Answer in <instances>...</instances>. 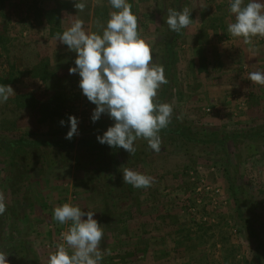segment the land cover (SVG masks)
<instances>
[{"label":"rangeland","instance_id":"374dc122","mask_svg":"<svg viewBox=\"0 0 264 264\" xmlns=\"http://www.w3.org/2000/svg\"><path fill=\"white\" fill-rule=\"evenodd\" d=\"M78 2L0 0V73L10 72L9 82L1 83L14 89L0 103V138L75 144L70 151L20 150L13 159L0 148V194L6 204L0 250L8 252L9 264H48L49 253L61 243L60 230L71 224L53 217L54 208L65 202L95 212L104 232L101 264L112 256L113 264H264V146L253 155L240 139L229 141L224 151L161 136L159 152L138 141L137 154H114L106 179L108 162L101 153L76 147L113 123L106 113L90 119L95 105L82 94L79 75L68 71L76 53L56 39L76 19L86 30L102 31L113 9L109 0H85L80 11ZM129 2L139 34L164 74L166 44L173 41L168 83L157 92L159 102L173 106L169 126L210 137L264 127V85L248 79L250 72L264 71V37L246 44L228 33L234 20L229 0ZM185 7L192 23L179 33L169 30L166 10ZM69 115L78 118V134L66 139ZM126 168L152 176L153 182L147 188L128 184L125 198L115 199L125 202L112 209L107 200L119 190L106 184L117 173L123 179ZM121 215L125 222L116 221ZM256 238L261 247L255 254ZM120 247L145 254L121 256L115 252Z\"/></svg>","mask_w":264,"mask_h":264},{"label":"clouds","instance_id":"9594fccd","mask_svg":"<svg viewBox=\"0 0 264 264\" xmlns=\"http://www.w3.org/2000/svg\"><path fill=\"white\" fill-rule=\"evenodd\" d=\"M109 3L113 10L102 31L86 30L84 21L76 19L56 39L76 53L75 66L68 71L79 75L82 94L95 105L90 119L95 122L106 113L113 121L96 137L97 141L134 154V141L143 138L151 150L159 152L160 130L169 125L173 115L172 104L157 99L161 85L168 83L164 67L154 62L150 44L139 34L138 18L129 0H109ZM75 7L83 11L85 0L75 3ZM166 11L165 23L173 32L179 33L192 23L187 7ZM229 11L234 15L233 22L227 25L232 36L243 38L246 44H251L253 37H264V0H229ZM248 79L264 85V71L250 72ZM13 94L10 85L0 84V103ZM64 123L60 121L61 125ZM67 124L65 138L71 139L78 134V118L69 115ZM122 177L124 183L135 188L150 187L154 179L127 168ZM5 211L4 196L0 194V215ZM94 215V211H82L72 202L54 208L56 221L71 224L61 233L63 242L49 253L48 264H101L104 232ZM7 256V251L0 250V264H9Z\"/></svg>","mask_w":264,"mask_h":264},{"label":"trees","instance_id":"16d2710c","mask_svg":"<svg viewBox=\"0 0 264 264\" xmlns=\"http://www.w3.org/2000/svg\"><path fill=\"white\" fill-rule=\"evenodd\" d=\"M172 45H173V41H168L166 44V52H167V65H166V70H165V76L167 79H169V74L171 72V67H172V61H173V53H172ZM8 74H6L4 72V75H8V76H4L0 73V84H2L1 82H9L8 78L10 76V72H7ZM167 84H165L166 86ZM160 136H162L163 138L166 137V139H168V137H171V140H179L181 142H183L184 144H190L193 146H212V145H218L220 146L224 151L227 149L226 148V144L229 141H236V140H241V141H245L246 144V149L248 151V154H256L258 153L260 150L259 148L264 146V127L262 128H255L253 130H249V131H244V132H234L228 135H221L220 137H216V136H207L205 134H200V133H193L191 132L187 127L185 126H172V125H168L166 128L161 129L160 130ZM138 141H142L144 144L147 143V141L143 138H138L136 141H134L135 145L137 144ZM74 142L71 140L68 141H64V140H44V139H29L26 137H17L11 140H5V139H1L0 138V148H2V150L6 153V155L10 158L13 159L15 157V154L17 151L23 150L26 153L28 152V150L34 149V148H50L53 150H72L74 148ZM76 147L78 149L84 150L86 152H90V151H97L98 153H101V157H102V161L103 162H108V164H103L104 167L103 169H107L109 167V161H111V157L114 154H120V153H124V149L120 148V147H109L107 144H101L97 141L96 137H91V138H86V139H81L79 140V142L76 144ZM149 150V149H148ZM150 153V152H149ZM154 153V152H153ZM134 154H137L136 152ZM134 154H130V156H133ZM127 161H131L132 162V158H128ZM133 161H136V159H133ZM102 168L100 169V172H102L103 170ZM105 169V170H106ZM227 166L224 168L225 175L227 173ZM106 174H105V179L108 176V178L110 177V172H108L109 170H106ZM118 174V173H117ZM115 175L114 177H112L110 180H108L107 182V186L109 185V187L114 191V190H119V192L116 194L117 196L115 197V195H111L110 196V200H107L108 202H110L112 204V209L116 208V210H119L118 207V201L121 202V205H123V203L125 202V200H115L117 197L118 198H125L124 196V191H127V183H124L123 179L120 178L119 175ZM107 178V179H108ZM105 204V202H104ZM120 205V206H121ZM110 209V210H112ZM107 210L106 211H110ZM104 211V210H103ZM126 215V214H125ZM121 215V217L118 216V218H116L117 222H125L126 216ZM239 215V214H238ZM254 237H256V235L254 234ZM131 243H135L134 240L129 239ZM122 246V245H121ZM261 247V244L257 241L256 238V246H255V254L259 253V248ZM121 249V250H120ZM117 254H122L121 256L124 255H138L140 257H142L145 254V249L144 250H140V251H132L130 252V249H128L126 247L125 248H118L115 251ZM116 254V255H117ZM256 258L258 257V255L255 256ZM113 256L111 259H109V264H113ZM118 261V259H117ZM124 263L127 264L126 260H124Z\"/></svg>","mask_w":264,"mask_h":264},{"label":"built area","instance_id":"2783aa9c","mask_svg":"<svg viewBox=\"0 0 264 264\" xmlns=\"http://www.w3.org/2000/svg\"><path fill=\"white\" fill-rule=\"evenodd\" d=\"M68 227L69 226H66L64 229L60 230L59 237H60V242L61 243L63 242L62 239H61V233L67 231Z\"/></svg>","mask_w":264,"mask_h":264},{"label":"crops","instance_id":"0c3cea01","mask_svg":"<svg viewBox=\"0 0 264 264\" xmlns=\"http://www.w3.org/2000/svg\"><path fill=\"white\" fill-rule=\"evenodd\" d=\"M129 264V263H128Z\"/></svg>","mask_w":264,"mask_h":264}]
</instances>
